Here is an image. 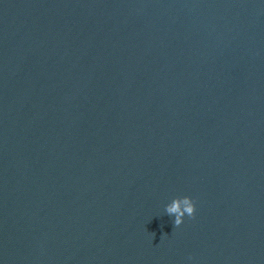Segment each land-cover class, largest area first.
<instances>
[{"label": "water", "instance_id": "water-1", "mask_svg": "<svg viewBox=\"0 0 264 264\" xmlns=\"http://www.w3.org/2000/svg\"><path fill=\"white\" fill-rule=\"evenodd\" d=\"M0 264H264V0H0Z\"/></svg>", "mask_w": 264, "mask_h": 264}, {"label": "clouds", "instance_id": "clouds-1", "mask_svg": "<svg viewBox=\"0 0 264 264\" xmlns=\"http://www.w3.org/2000/svg\"><path fill=\"white\" fill-rule=\"evenodd\" d=\"M165 211L169 216L174 217V226H179L183 223L185 214L194 217L195 202L188 196L176 197L166 206Z\"/></svg>", "mask_w": 264, "mask_h": 264}]
</instances>
